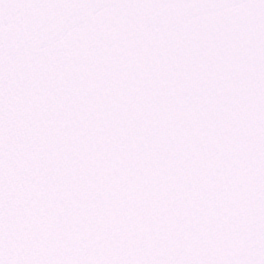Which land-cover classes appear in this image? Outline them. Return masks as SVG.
Listing matches in <instances>:
<instances>
[{
	"label": "snow or ice",
	"instance_id": "obj_1",
	"mask_svg": "<svg viewBox=\"0 0 264 264\" xmlns=\"http://www.w3.org/2000/svg\"><path fill=\"white\" fill-rule=\"evenodd\" d=\"M0 264H264V0H0Z\"/></svg>",
	"mask_w": 264,
	"mask_h": 264
}]
</instances>
